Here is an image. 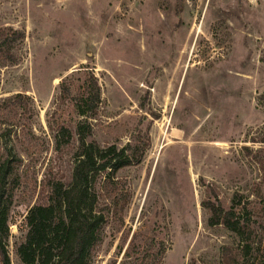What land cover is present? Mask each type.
<instances>
[{"label": "rangeland", "instance_id": "rangeland-1", "mask_svg": "<svg viewBox=\"0 0 264 264\" xmlns=\"http://www.w3.org/2000/svg\"><path fill=\"white\" fill-rule=\"evenodd\" d=\"M1 29L24 33L16 64L0 66V160L20 159L21 174L10 264H18L15 242L30 208L47 200L48 179L71 180L75 151L58 150L56 135L67 126L77 148L81 117L60 83L71 77L82 86L84 70L102 93L89 140L149 143L140 164L118 172L131 201L124 221L107 225L92 264H251L262 256L264 0H0ZM17 93L27 96L18 114L5 102ZM173 128L182 138L169 135ZM234 198L251 230L247 255L239 237L209 224L208 202L228 209Z\"/></svg>", "mask_w": 264, "mask_h": 264}, {"label": "trees", "instance_id": "trees-1", "mask_svg": "<svg viewBox=\"0 0 264 264\" xmlns=\"http://www.w3.org/2000/svg\"><path fill=\"white\" fill-rule=\"evenodd\" d=\"M23 37L24 33L19 30H0V66L16 64L13 47ZM83 72L82 86L77 87L70 81L71 77L60 83L62 100L71 99L74 112L81 117L75 130L80 142L77 148L66 139L73 136L67 126H60L56 135L58 150L63 145L75 151L71 180L66 183L62 178L48 179L47 200L30 208L26 216L27 229L15 242L18 264H92L94 250L104 241L107 225L113 219L123 222L131 201V191L118 172L140 164L149 143L136 140L120 148L116 143L103 147L89 140L93 135L89 119L97 117L102 93L97 76L91 71ZM5 102L18 114L20 110L25 111L27 96L17 93ZM19 161L18 158L0 160V256L3 264L11 263L7 249L9 216L13 191L21 183L17 169ZM238 203L234 198L232 206L226 209L208 202L209 224L223 225L239 237L242 251L247 255L253 247L247 232L250 228L238 213ZM251 264H264V252Z\"/></svg>", "mask_w": 264, "mask_h": 264}, {"label": "bare ground", "instance_id": "bare-ground-1", "mask_svg": "<svg viewBox=\"0 0 264 264\" xmlns=\"http://www.w3.org/2000/svg\"><path fill=\"white\" fill-rule=\"evenodd\" d=\"M58 81V79H57ZM172 138H182V132L178 128H173L171 133L169 134Z\"/></svg>", "mask_w": 264, "mask_h": 264}]
</instances>
